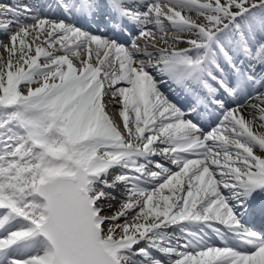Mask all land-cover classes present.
<instances>
[{"label":"snow or ice","instance_id":"1","mask_svg":"<svg viewBox=\"0 0 264 264\" xmlns=\"http://www.w3.org/2000/svg\"><path fill=\"white\" fill-rule=\"evenodd\" d=\"M43 9L0 6V264H264V0Z\"/></svg>","mask_w":264,"mask_h":264},{"label":"bare ground","instance_id":"2","mask_svg":"<svg viewBox=\"0 0 264 264\" xmlns=\"http://www.w3.org/2000/svg\"><path fill=\"white\" fill-rule=\"evenodd\" d=\"M12 30L15 31V30H16L15 27H13ZM6 39H7L6 37H3V40H4L5 43L8 42ZM0 58H1V55H0ZM6 59H7V57H6ZM2 61H3V60H2ZM4 61H6V60H4ZM248 103H249V104H257L258 101H257L256 99H251V100L248 101ZM112 106H114L115 109H112L111 106L108 105V112H109V114H112V115L114 114L115 116H116V114H117V117H118L119 119H122V118L119 116V114H118V108H119V105H118L117 103L113 102V103H112ZM249 111H251V109H249ZM112 117H113V116H112ZM118 209H119V204H118L116 201H113V202H112V211H109L108 213H113L114 211H116V210H118Z\"/></svg>","mask_w":264,"mask_h":264},{"label":"rangeland","instance_id":"3","mask_svg":"<svg viewBox=\"0 0 264 264\" xmlns=\"http://www.w3.org/2000/svg\"><path fill=\"white\" fill-rule=\"evenodd\" d=\"M24 6V5H23ZM162 46V45H161ZM0 55H1V58H2V60L4 61V60H6V57L8 56V53L4 50V48L3 47H0ZM112 103L113 102H109V104L108 105H110L111 106V108L112 109H115L114 108V106H112ZM111 116H113V119L116 121V123L117 124H121V121H122V119H119L118 117H117V114H116V116L113 114H110ZM121 127H122V124H121ZM107 215H112L113 213H106Z\"/></svg>","mask_w":264,"mask_h":264}]
</instances>
